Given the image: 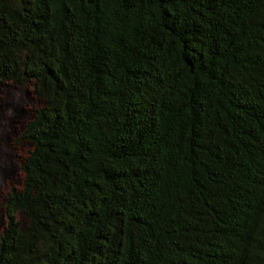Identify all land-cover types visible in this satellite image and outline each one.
Wrapping results in <instances>:
<instances>
[{
  "label": "trees",
  "instance_id": "obj_1",
  "mask_svg": "<svg viewBox=\"0 0 264 264\" xmlns=\"http://www.w3.org/2000/svg\"><path fill=\"white\" fill-rule=\"evenodd\" d=\"M0 82V264H264V0H0Z\"/></svg>",
  "mask_w": 264,
  "mask_h": 264
},
{
  "label": "rangeland",
  "instance_id": "obj_2",
  "mask_svg": "<svg viewBox=\"0 0 264 264\" xmlns=\"http://www.w3.org/2000/svg\"><path fill=\"white\" fill-rule=\"evenodd\" d=\"M41 105L31 84L21 87L0 82V232L5 225L2 199L10 187L21 185V163L31 148L30 143L18 137Z\"/></svg>",
  "mask_w": 264,
  "mask_h": 264
}]
</instances>
